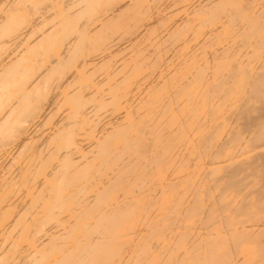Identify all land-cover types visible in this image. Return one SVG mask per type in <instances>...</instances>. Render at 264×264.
Here are the masks:
<instances>
[{"label": "bare ground", "instance_id": "bare-ground-1", "mask_svg": "<svg viewBox=\"0 0 264 264\" xmlns=\"http://www.w3.org/2000/svg\"><path fill=\"white\" fill-rule=\"evenodd\" d=\"M0 264H264V0H0Z\"/></svg>", "mask_w": 264, "mask_h": 264}]
</instances>
